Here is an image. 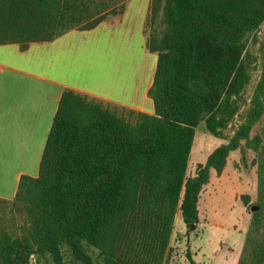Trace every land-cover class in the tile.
Masks as SVG:
<instances>
[{
    "label": "trees",
    "instance_id": "1",
    "mask_svg": "<svg viewBox=\"0 0 264 264\" xmlns=\"http://www.w3.org/2000/svg\"><path fill=\"white\" fill-rule=\"evenodd\" d=\"M127 1L0 0V46L27 51L93 30L123 16ZM263 24L264 0H151L154 114L64 90L38 177L22 176L15 198L0 199V264L34 255L64 264V247L82 264H95L90 248L103 264H168L176 214L196 226L211 172L246 149L256 154L258 200L238 264H264V129L252 136L264 119V57L249 104L237 107L250 82L246 41ZM236 116L229 141L186 178L197 128L218 138Z\"/></svg>",
    "mask_w": 264,
    "mask_h": 264
},
{
    "label": "rangeland",
    "instance_id": "2",
    "mask_svg": "<svg viewBox=\"0 0 264 264\" xmlns=\"http://www.w3.org/2000/svg\"><path fill=\"white\" fill-rule=\"evenodd\" d=\"M127 2L125 4L129 10L121 20L119 16H108V22L120 20L114 24V29L111 27L113 24H108L110 27L105 26L98 33L75 31L61 36L57 43L50 47L46 44H34L35 47L30 56L39 58L43 62L47 61V57L52 60L63 59L71 66L70 77L73 78L77 77L73 76L76 71L74 67L77 65H79L80 72L87 71L91 67L96 72L102 68L110 70L114 65V74L120 73L128 77L135 74L137 82L141 83L144 79L146 80L147 75L151 77L152 73L155 74L154 63L157 60V55L146 49L145 37L140 33L142 18L148 13L150 3L148 0ZM114 6L117 7L119 4ZM146 29V38H149L151 25L149 24ZM263 42L264 24L246 41L244 58L249 67L250 82L245 87L241 98L237 100V107L241 111L247 107V102L249 104L261 75L264 57ZM41 67L42 70H46L44 68H47V64L43 63ZM238 120L236 116L223 130L222 136L218 138L208 132L205 124L197 128L186 178L195 176L199 165L205 164L208 156L217 147L229 141L239 124ZM262 129H264V119L255 127L252 136L260 133ZM255 160L256 154L251 150L246 149L244 152L238 150L229 156L226 168L221 175L215 171L211 172L210 181L201 194L199 223L189 229L180 212L176 214L170 241L172 251L168 264L239 263L250 228L253 209L258 200ZM246 196L249 197L248 204L244 202ZM1 211L0 206V223ZM89 253L95 264H103L98 251L90 248ZM62 254L64 264H82L73 260L66 247L62 249ZM31 264L56 263L49 255H34L31 258Z\"/></svg>",
    "mask_w": 264,
    "mask_h": 264
},
{
    "label": "crops",
    "instance_id": "3",
    "mask_svg": "<svg viewBox=\"0 0 264 264\" xmlns=\"http://www.w3.org/2000/svg\"><path fill=\"white\" fill-rule=\"evenodd\" d=\"M148 1L151 4V0ZM128 10L126 7V14ZM149 12L150 5L140 26L143 37ZM120 20L105 21L93 30L81 32L98 33L103 27H110L108 24H113L114 29V24ZM75 31L79 30L64 35ZM58 39L46 45L53 46ZM34 47L33 44L27 51H21L16 44L0 46V199L3 200L15 198L22 176L38 177L43 151L64 90L71 89L90 99L154 114V103L148 91L155 74L147 75L146 80L139 83L135 74L131 77L114 74V65L110 70L102 68L98 72L92 67L80 72L77 65L73 76L79 78H73L70 77L71 66L63 59L47 57L43 62L32 58L30 53ZM42 62L47 64L46 70L41 69Z\"/></svg>",
    "mask_w": 264,
    "mask_h": 264
}]
</instances>
